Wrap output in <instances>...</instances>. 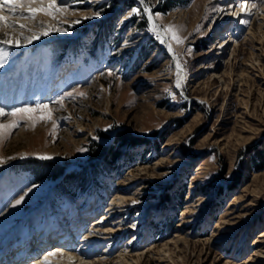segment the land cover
<instances>
[{"label":"rangeland","instance_id":"1","mask_svg":"<svg viewBox=\"0 0 264 264\" xmlns=\"http://www.w3.org/2000/svg\"><path fill=\"white\" fill-rule=\"evenodd\" d=\"M64 2L37 20L66 31L24 43L16 27L20 46L0 44V108L52 109L0 138V257L264 264V0H151L175 56L128 15L138 0Z\"/></svg>","mask_w":264,"mask_h":264},{"label":"snow or ice","instance_id":"2","mask_svg":"<svg viewBox=\"0 0 264 264\" xmlns=\"http://www.w3.org/2000/svg\"><path fill=\"white\" fill-rule=\"evenodd\" d=\"M138 4L142 6V8H133L129 12V16L137 15L140 16L142 13L147 16V20L152 24L151 31L156 32L158 26L154 22V15L160 16V13L153 14L151 0H138ZM5 10H7L8 14H5ZM68 5L64 2V0H0V35L4 38L0 39V44L4 45H15L17 47L20 46L21 40L20 37L23 36V32L19 35L9 31V29H14L19 27L20 29H27L29 32H32L31 35L23 37L24 43H31L34 40H38L41 36H47L51 32H61L66 31L67 29L61 28L57 25L46 24L44 21L37 20V16L40 13H43L46 16H50L53 19L57 18V15L64 14L68 11ZM216 10V9H214ZM241 12H248L249 9L247 7V3L243 4L240 8ZM101 13L99 11L93 13L95 16H99ZM18 16L23 19L34 21L36 24L40 26L39 32H33L32 28L28 26V24L20 23L18 19H14L13 17ZM88 16H85L84 19H88ZM74 23H80L79 20L74 21ZM240 23L247 24V20H241ZM174 26L168 25L167 31L172 34V39L177 43H182V39L176 34L173 30ZM158 38H160L158 36ZM163 42V40H162ZM168 50L173 52L171 44L168 45ZM6 54L5 50L0 49V55ZM175 56V53L173 52ZM175 69H176V81L175 86L180 88L182 86L181 81L183 80V65L180 63L179 59L175 60ZM75 91V90H73ZM167 91V90H166ZM65 95L71 96L72 93H66ZM80 95H84V93H80ZM65 96L61 95L58 100L59 102H63ZM38 114V115H37ZM11 116L13 119L9 120L7 123H0V138L5 137L6 135H10L12 129H15L19 126L20 120L24 117L32 120L34 123L36 120H49L52 117V109L49 104L37 103L35 105H25L21 108H13L10 112H6L4 108H0V117ZM55 127V125H54ZM111 127V125L109 126ZM84 151V149H81ZM39 159L48 160L52 159V157L43 155L40 156ZM24 197L21 196L19 199L15 201L18 205L23 201ZM133 203H137V201H133ZM55 253H52L54 255ZM45 264H49L47 257H45Z\"/></svg>","mask_w":264,"mask_h":264},{"label":"bare ground","instance_id":"3","mask_svg":"<svg viewBox=\"0 0 264 264\" xmlns=\"http://www.w3.org/2000/svg\"><path fill=\"white\" fill-rule=\"evenodd\" d=\"M154 18V17H153ZM154 22H155V24L158 26V28H157V31L160 33V36L162 37V40H163V44H164V46L168 49V45L169 44H171L170 43V37H169V35H168V33H167V30L166 29H164L156 20H155V18H154ZM169 51V50H168ZM104 217V216H103ZM102 217V218H103ZM49 237V236H48ZM47 237V238H48ZM45 239H43V241H44ZM47 240V239H46ZM43 241H40L39 243L41 244ZM64 241L61 239L60 241H59V243H61V244H64L63 243ZM42 247H43V245H41V248H40V250L42 249ZM37 249H39V246H37ZM9 251V250H8ZM10 252V251H9ZM7 252V254H2V256L0 257V264H3L2 262H4V261H6V259L8 258V256H10V255H12V252ZM56 252V251H55ZM55 252H53V253H55ZM14 253V252H13ZM1 254V253H0ZM56 254V253H55ZM65 254V253H64ZM67 256V255H66ZM53 257H56V258H59L60 257V255H56V256H54L53 255ZM80 261V260H79ZM13 264H16V263H13ZM17 264H26V263H17ZM83 264H86V263H83Z\"/></svg>","mask_w":264,"mask_h":264},{"label":"trees","instance_id":"4","mask_svg":"<svg viewBox=\"0 0 264 264\" xmlns=\"http://www.w3.org/2000/svg\"><path fill=\"white\" fill-rule=\"evenodd\" d=\"M121 139H123V138H121ZM60 175H63V172L58 171V172H57V177L60 176ZM55 177H56V176H55ZM77 177L80 178V176H79L78 174H70V175L67 174L66 177H65V182H66V181H77V180H76ZM76 184H79V181H77Z\"/></svg>","mask_w":264,"mask_h":264}]
</instances>
